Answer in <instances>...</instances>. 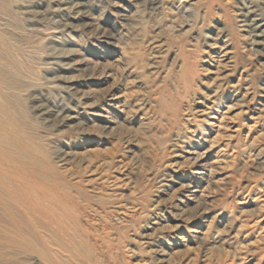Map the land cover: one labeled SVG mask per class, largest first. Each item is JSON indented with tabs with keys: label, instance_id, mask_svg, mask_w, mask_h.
<instances>
[{
	"label": "rangeland",
	"instance_id": "obj_1",
	"mask_svg": "<svg viewBox=\"0 0 264 264\" xmlns=\"http://www.w3.org/2000/svg\"><path fill=\"white\" fill-rule=\"evenodd\" d=\"M1 95L80 264H264V0H0Z\"/></svg>",
	"mask_w": 264,
	"mask_h": 264
},
{
	"label": "bare ground",
	"instance_id": "obj_2",
	"mask_svg": "<svg viewBox=\"0 0 264 264\" xmlns=\"http://www.w3.org/2000/svg\"><path fill=\"white\" fill-rule=\"evenodd\" d=\"M14 105L10 98L0 96V123L13 124ZM206 110L204 121L215 125L217 110ZM8 133L12 139L6 140ZM20 135L13 129L0 130V264H68L71 259V264H80L88 260L91 246L80 219L84 194L55 175L35 171L39 164L35 166L32 156L13 141H25V135Z\"/></svg>",
	"mask_w": 264,
	"mask_h": 264
}]
</instances>
